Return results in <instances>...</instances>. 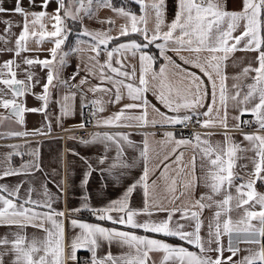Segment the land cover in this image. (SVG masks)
Segmentation results:
<instances>
[{
	"label": "snow or ice",
	"instance_id": "1",
	"mask_svg": "<svg viewBox=\"0 0 264 264\" xmlns=\"http://www.w3.org/2000/svg\"><path fill=\"white\" fill-rule=\"evenodd\" d=\"M51 2L41 0V11L38 12L30 10L37 6L36 0H28L29 8L24 6V0H14L11 9L0 4V14L22 18V24L17 25L22 30L15 40V48H2L0 52H14L15 56H20L29 51L30 39H36L40 44L50 40L54 45L49 49L50 59L24 58L23 63L29 67L23 80L16 78L15 69L20 66L15 59L0 64V108L8 112L7 115L0 113V124L14 119L23 125L26 112H40L45 114L48 132L43 129L31 133L0 132V139L50 134L47 109L51 89L59 84L69 89V94L57 101L60 104L58 120L75 114L70 101H74L79 93L82 109L91 105L93 110L77 128L86 130L87 125L94 122L97 128L165 129L159 143L169 150L160 160V176L151 179L155 173L148 166V136L155 133H141L144 140L139 153L143 162L140 176L127 183L119 197L100 207L91 205V196L85 191L81 208L68 210L69 216L88 211L101 223L70 218L71 228L80 231L66 247L65 211L53 207L63 198V180L56 183L44 174L38 161V150L28 153L32 160L13 167L12 157H23L25 153L19 151L22 145H7L11 151L5 154L7 165L0 170V180L15 176L34 177L37 172L45 175V179L39 192L27 180L13 186L0 183V226L17 229L11 232L14 237L11 240L7 235L0 237V264H5L8 256H11L9 264H80L79 250L90 253L84 264H156L153 259L156 253L160 254L159 264H264V193L256 187L258 182L264 185V0H241L242 7L238 11L229 10L226 0H175L171 20L168 19V0H134L140 7V15L124 6H115L112 0H55L57 7L49 13L47 9ZM96 9H110L124 20L116 35L112 34L116 23L111 17L98 21L107 24V29L94 31L84 24L86 18L96 17ZM150 19L151 28L148 27ZM45 21L51 23L50 31ZM68 21L79 23L81 34L89 39L77 40L75 47L64 51L70 33ZM3 23L5 32L10 33L12 22L5 20ZM0 41L7 43L3 35H0ZM82 45H87L90 53L84 66L87 74L72 83L80 76L81 67L77 64L73 74L67 80L62 79L57 69L62 71L69 55L85 51ZM153 48L157 52L154 53ZM238 51L255 53V66L249 64L232 77L238 81L243 76L250 79V83L243 87L233 83L229 89L227 62ZM169 53H173L176 59ZM35 65L48 70L41 94L32 91L40 83L39 80L33 82L35 73L31 68ZM173 77L179 78V85L173 83ZM92 79L99 83L91 84ZM109 84L112 87H108ZM85 85L89 86L88 92L112 97L107 103L119 104L125 94L131 102L124 104L119 111L103 116L105 101H88ZM149 93L165 111L151 103ZM28 94L35 95L42 102L41 107L28 108L21 99ZM230 103L236 113L231 116L232 124L229 123ZM149 109L155 114L151 118ZM245 115L252 119H242ZM190 125H197L205 131H193L189 136H183L181 130ZM253 125L255 131H244ZM214 129H222L223 142L212 140L216 134L212 131ZM233 132L242 136L240 143L231 135ZM131 135L130 132L106 131L80 139L82 144L104 145L105 155L97 160V165H106L109 159L106 153L110 145L115 146V156L105 167H94L84 158L87 171L82 187H87L93 172L110 177L117 185L128 178V170L136 166L135 160L129 163L125 156L126 147H137ZM245 141L246 147L243 146ZM188 150H191V156L186 160ZM248 152L253 155L247 157ZM242 159H248L252 166L250 171H247L248 164H238ZM197 167L200 176L196 174ZM170 170L175 175H171ZM157 180L165 182L172 207L163 202L168 197L157 195ZM25 183H29L26 189ZM50 183L59 195L49 189ZM102 185L104 188L108 186L103 180ZM198 187L206 191L195 197ZM178 188L179 195L176 194ZM137 192L143 198L140 208L132 206ZM33 193L39 198H33ZM177 200H181L179 205L175 204ZM257 206L259 210H256ZM240 209L242 213L234 219L233 212ZM205 210H211L212 215L206 226V235H202ZM161 212L166 213L163 219H152ZM141 216L146 219L140 220ZM103 222L111 226H105ZM29 227L43 233L42 237L29 238L26 232ZM138 230L144 234H138ZM224 236H227V247L223 243ZM166 238H175L182 243L174 245ZM241 243L256 247L241 249ZM104 245L108 246V251L98 255ZM113 245L126 251L113 255ZM225 251L231 253L226 259ZM241 251H247L248 255L234 259ZM212 253H216L215 257Z\"/></svg>",
	"mask_w": 264,
	"mask_h": 264
},
{
	"label": "crops",
	"instance_id": "2",
	"mask_svg": "<svg viewBox=\"0 0 264 264\" xmlns=\"http://www.w3.org/2000/svg\"><path fill=\"white\" fill-rule=\"evenodd\" d=\"M134 1V0H132ZM41 3V0H36V7L31 8L32 11H41V8L39 7ZM227 8L229 10H240L242 7L241 0H226ZM0 4L2 6L11 9L14 6V0H0ZM24 6L26 8H29L28 0H24ZM57 7V4L55 0H52V2L49 4V7L47 11L49 13H53ZM120 7V6H117ZM128 9V8H127ZM131 10V9H130ZM133 11L135 14L140 15L141 10L139 7V10ZM97 15L93 19H85L84 24L91 30H103L107 29V24H101L98 21L102 19H107L111 17L115 20L116 28L113 31V35H116L119 26L124 23V20L120 17H117L110 9H96ZM175 12V0H168V19L171 20ZM9 20L12 22L13 27L11 29L10 33L5 32V24L3 21ZM45 23L48 24V30H51V23L48 21H45ZM22 24V18L19 15H11V14H0V35L5 36V39L7 40V43L4 41H0V49L2 48H15V40L18 38L21 27H18L17 25ZM149 28L153 27V23L150 19ZM81 32V30H80ZM238 34V33H237ZM88 37H84L81 33L76 37L73 45L71 48L76 46L77 40H88ZM54 45L51 43L50 40H45L42 44L37 43L36 39H30L28 42V49L29 51L22 52L20 56H15L14 52H0V64H2L4 61L15 59L16 63L19 64V68L15 69L17 72V79H25L26 72L25 70L28 69L29 66L25 65L23 63V60L25 57L31 58V59H50L49 49L52 48ZM82 47L85 49V51L81 52L79 55L71 54L67 57V65L62 69V71L58 68L57 70L60 71L62 79L67 80L73 72L76 70L77 64H80L81 72L80 76L76 78V81H72V83H76L79 81V79L82 76H85L87 74L85 69V64L88 62V56L90 53L87 51V45H82ZM63 49L64 51H69ZM169 55H173V58L176 59L175 55L173 53H169ZM185 55H188L187 53ZM207 55V54H205ZM255 53L252 52H242L238 51L234 54V56L227 62V68L226 72L229 77L228 80V86L229 89H231V86L233 83H239L241 87H243L245 84L250 83V79H247L243 76L240 77L238 81H234L232 77L236 76L237 74H240L242 72V69L249 64H252L255 66ZM59 59V57H57ZM101 60H103V57H101ZM180 61L177 60V63ZM135 63V61H133ZM160 63H163L161 60ZM158 67V66H157ZM31 70L35 73L34 81L39 80L40 83L36 85L33 88V93L35 94H41L42 93V85L46 82V76H47V69H43L40 65L32 66ZM193 71H198L195 69H191ZM199 74V73H198ZM173 83L176 85H179V78L173 77ZM55 83V82H54ZM99 83L98 80L92 79L91 84L95 85ZM108 87H112V85H107ZM88 85L84 86V91L87 95L88 101H91L93 99H102L105 101V111L102 113L103 116H109L114 112L119 111L124 104L130 103L131 101L127 98L125 94V98L119 103V104H112L107 103L112 97L109 95L97 92L95 94L88 92ZM246 90V89H245ZM71 91H75V89H72ZM122 91H124L122 89ZM69 94V89L64 88L62 85L57 84L56 87H53L51 89V96L49 100V105L47 109V120L51 124V132L48 135H36V136H28L24 138H11V139H0V170H2L6 165L7 161L5 159V154L10 152L11 149L6 147L10 144H19L22 145V147L19 149L22 153H25L23 157H17L13 156L11 160V164L13 167H19L21 163L25 161L32 160L33 157L28 155V153H31L34 150H38L39 157L38 161L40 166L43 169L44 174L51 177L55 180L56 183H60L61 180H63V186H64V193L63 198L57 200L56 203H54L53 207L57 210H64L65 211V243L66 247L67 244L71 242V238L78 233L80 230L75 229L73 230L69 224L70 218H76L81 221L89 222V223H101L95 219L88 211H80L78 213H75L72 217L69 216L70 209H76L81 208L83 204L82 197L85 193L90 194L91 200L90 203L93 207H100L104 204H106L109 200H114L117 197H119L122 192L124 186L131 182L132 179L138 178L141 174V169L143 167L142 160L139 159V153L142 148V141L144 140V136L141 135L143 132H149V133H155L154 136L149 135L148 136V144H149V168L150 170L155 173L151 179H156V177L160 176V171L158 170V166L162 167L160 165V160L169 149L159 143L161 140H163V131L165 129L160 128H112V127H102L97 128L94 126V122L91 123L95 128L91 129L89 133H87L83 137H79L75 133V129H78L76 126L79 125L83 118L84 109H82V98L79 93L76 94V98L74 101H70V103L73 104L75 109V114L68 117H63L58 120V117H60V104L57 103V101H60L62 96ZM10 98V96H9ZM25 101L26 106L28 108H39L41 107L42 102L36 99L35 95L28 94L25 97L21 98ZM148 99L151 101L152 104L156 105V107L160 108L161 111H165V109L159 104L155 96H153L151 93L148 94ZM150 117L152 115H155L154 113H151V109H149ZM0 113H3L4 115H7L8 112L5 109L0 108ZM236 115L235 111L231 108V103L229 105V123L232 124L234 121L231 120V116ZM246 116V115H245ZM244 117H242L243 119ZM35 129H43L45 132H48V128L46 126V117L44 113L40 112H26L24 116V124L20 125L15 122V120L10 121H4L3 124H0V132H8V131H27L31 133ZM171 130V129H167ZM116 132V131H122V132H130L132 133L131 139L136 143V148H127L125 149V156L129 163H131L133 160L136 161V166L130 170H128V178L123 179L120 184H115L112 182L110 177H101L97 172H93L92 176L89 178V182L86 188L82 187V180L84 179L85 172L87 171V165L84 162V158H86L89 162L93 164L94 167H105L107 163H110L112 161V158L115 156V146H111L109 150L107 151L108 161L106 162V165H97V160L105 155V147L103 144H82L80 143V139H88L89 134L94 132ZM205 131L204 129L200 132ZM216 134L212 137V140L214 142H223V136L221 135L222 129H214L212 130ZM246 132H253L244 130ZM181 134L183 136H187L183 131H181ZM231 135L234 137L235 141L237 143H240L242 141V136L238 132H233ZM75 137V139H73ZM243 146H247V142H243ZM73 153H78L79 155H73ZM253 155L252 152H248L246 154L247 157H251ZM191 156V150H188L185 154V159H189ZM199 164V160L197 161ZM238 164H248L247 171L251 170V164L249 163L248 159H242L238 161ZM171 175H175L174 172H171ZM197 176L201 175L199 167H197ZM45 179V175L37 172L34 177H24V176H15V177H8L5 180H0V183H7L9 186H13L16 183L20 182L21 180H27L30 181L31 186L34 187L37 192L40 190V184ZM102 180L104 183H107V188H104L102 185ZM151 182V181H150ZM236 183H240V181H236ZM29 187V183L24 184V189ZM49 189L59 195L57 192V189L54 187L53 184H48ZM257 190L261 193H264V185H261L259 182L257 183ZM165 182L162 180H157V188L156 193L160 198L168 197V199H163V202L166 206L172 207L173 205L169 204V199L171 194L168 193L166 190ZM206 191L203 187H198L195 192V197H198L202 192ZM22 195L24 194V190L22 189ZM177 195H179V188L177 190ZM33 198H39L36 193H33ZM182 200L184 198H181ZM181 203V200H177L175 202L176 205H179ZM132 206L135 208H140L143 206V198L142 195L137 192L133 196ZM256 210H259V206L256 207ZM242 209L237 210L233 212V218H238L239 215L242 213ZM212 215L211 210H205L203 214V218L205 220V228L202 229V235H206V226L208 223V220L210 219ZM166 216V213H159L158 215H155L152 217L154 220L163 219ZM140 220L146 219V217L141 216L139 217ZM105 223V226H111L108 222ZM253 223H256L253 221ZM17 231L15 228H8L6 226H0V237H4L5 235L8 236L9 240L13 239L14 237L11 235V232ZM26 232L31 238L32 236L36 237H42L43 233L37 231L36 229H33L31 227L26 229ZM138 234L143 235L142 230H138ZM149 235H156V234H149ZM157 238H162L157 236ZM167 241L171 244H179L182 243L175 238H166ZM224 246L227 247V236H224L223 238ZM186 247H189V250L196 251L195 248L192 246L185 245ZM215 247V245H213ZM241 249H247V248H253L255 249V245H248L241 243L239 245ZM108 251V246L104 245L98 252V255H104ZM111 251L113 255H119L123 251H126V249H121L120 247L113 245L111 247ZM78 259L80 261V264H84V262L89 257L90 253H88L86 250H79L78 253ZM213 257H215L216 253H212ZM224 258L226 259L231 253L225 251L224 252ZM248 255L247 251H241L237 257H234V259L238 260L240 257ZM153 259L156 261V264H159L160 260V254L156 253L153 254ZM11 260V256H8L5 258V264H9Z\"/></svg>",
	"mask_w": 264,
	"mask_h": 264
},
{
	"label": "trees",
	"instance_id": "3",
	"mask_svg": "<svg viewBox=\"0 0 264 264\" xmlns=\"http://www.w3.org/2000/svg\"><path fill=\"white\" fill-rule=\"evenodd\" d=\"M112 3L115 6H124L128 9L137 11L139 10V5H137L134 1L132 0H112ZM68 25L70 28V33L68 36V40L66 41L65 45L63 46V49L68 50L69 48H71V46L73 45L76 37L81 33V27L79 25V23H74L72 21H68ZM121 39H125V38H121ZM152 51L155 53L157 52V50L155 48L152 49Z\"/></svg>",
	"mask_w": 264,
	"mask_h": 264
},
{
	"label": "built area",
	"instance_id": "4",
	"mask_svg": "<svg viewBox=\"0 0 264 264\" xmlns=\"http://www.w3.org/2000/svg\"><path fill=\"white\" fill-rule=\"evenodd\" d=\"M93 109L91 108V105L89 106L88 109H84V113H83V118H85L86 115H88ZM243 119H247V120H251L252 117L250 115H246L244 116ZM95 128L93 125H91V123H89L87 125L86 130H81V129H75V133L77 136L79 137H83L85 136L87 133H89V131L91 129ZM203 129H201L199 126L197 125H190L188 128L186 129H182L181 131H183L187 136H189L193 131H201ZM244 130H248V131H255V125L251 126V127H246Z\"/></svg>",
	"mask_w": 264,
	"mask_h": 264
}]
</instances>
